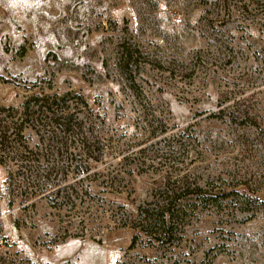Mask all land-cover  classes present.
Listing matches in <instances>:
<instances>
[{
  "label": "rangeland",
  "instance_id": "obj_1",
  "mask_svg": "<svg viewBox=\"0 0 264 264\" xmlns=\"http://www.w3.org/2000/svg\"><path fill=\"white\" fill-rule=\"evenodd\" d=\"M52 94L78 127L16 138L55 170L26 200L0 165V258L264 264V0H0V108ZM163 190L188 216L129 249Z\"/></svg>",
  "mask_w": 264,
  "mask_h": 264
},
{
  "label": "trees",
  "instance_id": "obj_2",
  "mask_svg": "<svg viewBox=\"0 0 264 264\" xmlns=\"http://www.w3.org/2000/svg\"><path fill=\"white\" fill-rule=\"evenodd\" d=\"M71 107L72 104L67 100L66 95L58 96L57 94H52L35 96L26 100L21 112L13 109L0 108V111L2 112L9 110L14 111V114L18 115L17 118H11L10 121L7 120L6 117L4 119L0 118V165H3L6 168L7 177L4 185H6L10 191H12V187L14 186H21L20 190L24 186L26 188L24 190V193H26V200H31L41 194L32 192L33 190L28 192V189H34L33 186H31V183L33 184L34 181L42 182L43 180H52L51 173L48 174L47 172L54 171L55 168L49 167L51 166L50 162H47L45 166H41L38 164L40 160H35L32 156L25 155L29 153L27 152V146H21L16 138L23 137L22 133L24 129L30 128L35 133H38L39 129L42 128L44 130L48 129L47 133H49L50 136H47V138L50 139L52 143H58L57 137L53 136L55 133H50L51 128L60 130L63 134H65V127H68L71 133H74L73 129L78 127L76 122L70 120L72 116L68 117L66 115V112L71 110ZM87 120L90 121L86 118L85 121ZM54 139H56L55 142ZM15 146L20 147L22 151L19 152V150H17L16 153H13L11 150L15 149ZM5 152L12 154L9 162H13L16 166L15 172H12L8 165L5 164ZM21 152H24V155H22ZM158 193L160 198L159 201L149 204V206L139 207V218L136 222V226L134 227L135 235L129 249L134 247V240L139 236L141 237V235L147 236L148 239L152 237L151 235H158L159 238L169 236L178 221H182L188 216L186 209L192 207L194 208L196 205H201V203L206 200L207 204H210V200L212 198L211 196L206 195V192H204L202 188H196L194 190H190L184 195L191 196L190 198L197 203L194 202V204L191 205L192 207L184 206L181 208L178 203L177 193L170 192L168 190H163ZM231 193V196L233 194L239 195L238 193ZM174 195L176 196L173 197ZM71 197L72 195L67 196L66 194L64 196V198L68 199V201ZM49 201L52 200L49 198ZM211 203L213 202L211 201ZM51 207L57 208V205L51 204ZM153 240H155V238ZM6 247L7 257L0 258V264H33L28 260H15V255L13 256L9 252L10 246L6 245Z\"/></svg>",
  "mask_w": 264,
  "mask_h": 264
}]
</instances>
